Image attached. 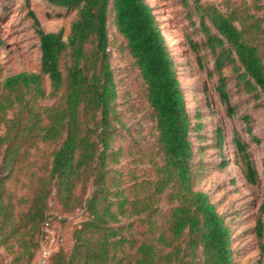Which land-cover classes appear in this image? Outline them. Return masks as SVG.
<instances>
[{"label":"trees","instance_id":"trees-1","mask_svg":"<svg viewBox=\"0 0 264 264\" xmlns=\"http://www.w3.org/2000/svg\"><path fill=\"white\" fill-rule=\"evenodd\" d=\"M46 1L75 12L68 34L63 27L43 30L30 11L39 39V71L22 70L3 77L0 63V241L20 225L28 229H36L40 221L44 225L52 186L64 210L80 208L84 217L71 231L69 246L51 252L50 264H233L228 223L208 193L194 188L190 132L201 124L191 121L172 53L152 7L146 0ZM110 11L144 85L159 154L151 160L153 174L127 187L112 166L122 150L113 147L118 115L117 84L107 49ZM192 11L202 37H188V43L200 63L202 49L211 54L208 73L217 75L215 89L227 114L236 111L230 100L231 80L240 90L264 99V17L246 6L222 9L199 0H193ZM43 75L49 79L48 94L61 93L49 105L39 103L47 95ZM242 117L248 122L246 114ZM246 130L251 132V127ZM252 138L259 140L253 134ZM216 139L222 143L220 127ZM40 141L57 146L47 176L16 221L5 181L13 164L23 161L26 151ZM232 142L243 161L246 180L262 183L259 211L264 213V177L257 175L248 143L237 133ZM226 162L222 158L220 163ZM78 183L89 185L87 194H76ZM163 197L167 199L164 206L159 203ZM137 215L146 229L129 257L120 251L133 241L123 232L132 221L123 219ZM255 231L263 241L262 249L261 218ZM31 244L25 240V245Z\"/></svg>","mask_w":264,"mask_h":264},{"label":"rangeland","instance_id":"rangeland-1","mask_svg":"<svg viewBox=\"0 0 264 264\" xmlns=\"http://www.w3.org/2000/svg\"><path fill=\"white\" fill-rule=\"evenodd\" d=\"M146 1L152 7L172 53L191 121H199L201 124L190 132L194 147V188L208 193L216 209L228 223L232 235L233 264H264V248L260 247L263 241L257 237L255 231L258 218L264 220V213L259 211L262 183L246 180L243 161L232 142L237 133L248 143L247 150L258 177L262 179L264 99L240 90L231 80L228 84L230 100L236 105V111L229 116L215 89L217 75L208 73L212 64L211 54L202 49L200 63L187 40L188 37H202L196 30L197 15L192 11L193 0ZM199 1L214 3L222 9L233 5L246 6L251 12L264 17V0ZM30 11L37 17L43 30L63 27L65 35L68 34L70 21L75 16L74 11L66 12L64 8L52 5L46 0H0V63L3 77L22 70L39 71V39ZM107 33V49L117 84L118 121L113 147L122 150L118 162L112 166L118 169L116 175L121 176L123 186L127 187L135 179L153 174L152 161L158 159L159 154L156 153L154 120L144 95V85L124 39L112 23L111 11L108 14ZM225 73L228 74L229 69ZM42 77L47 95L40 98L39 103L49 105L58 100L61 93L48 94L49 79L45 75ZM244 114L249 117L248 122L243 119ZM247 126L251 127V132L246 130ZM217 127L223 131L221 144L216 141ZM252 134L259 140L255 141ZM56 146V142L40 141L26 151L23 161L13 164L5 181V188L13 203L16 221L28 209L34 190L40 186L42 178L47 176ZM222 158L227 160L223 166L220 163ZM50 188L44 214L50 218V228L54 230V236L63 238L57 245V248L62 249L69 246L71 231L84 217V213L80 208L64 210L55 196L54 188ZM88 191L87 184L78 183L75 188L79 196L87 194ZM159 203L164 206L167 203L166 197ZM137 217L139 215L123 219L125 223L132 221V225L123 232L133 241L125 244L120 251V254H127L129 257L133 256L135 244L143 238L146 229V225L139 222ZM41 223L42 221L38 223L36 229L20 225L17 232L7 236L5 241H0V264H34V261L39 264V248L49 245L45 236L47 231ZM25 240H31L34 244L25 245Z\"/></svg>","mask_w":264,"mask_h":264},{"label":"built area","instance_id":"built-area-1","mask_svg":"<svg viewBox=\"0 0 264 264\" xmlns=\"http://www.w3.org/2000/svg\"><path fill=\"white\" fill-rule=\"evenodd\" d=\"M51 221L50 218H47L44 221V230L47 231L46 238H48L49 245L41 246L39 248V255H40V261L39 264H46L48 262L49 256L51 252H53L55 249H57V245L59 244V241H61L63 238H57L54 236V230L50 228Z\"/></svg>","mask_w":264,"mask_h":264},{"label":"crops","instance_id":"crops-1","mask_svg":"<svg viewBox=\"0 0 264 264\" xmlns=\"http://www.w3.org/2000/svg\"><path fill=\"white\" fill-rule=\"evenodd\" d=\"M34 264H35V261H34ZM37 264V263H36Z\"/></svg>","mask_w":264,"mask_h":264}]
</instances>
